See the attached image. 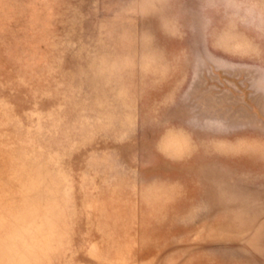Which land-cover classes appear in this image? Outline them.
I'll return each mask as SVG.
<instances>
[{
	"label": "rangeland",
	"instance_id": "1",
	"mask_svg": "<svg viewBox=\"0 0 264 264\" xmlns=\"http://www.w3.org/2000/svg\"><path fill=\"white\" fill-rule=\"evenodd\" d=\"M0 264H264V0H0Z\"/></svg>",
	"mask_w": 264,
	"mask_h": 264
}]
</instances>
